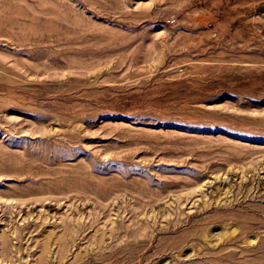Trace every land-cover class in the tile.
<instances>
[{"label": "rangeland", "instance_id": "rangeland-1", "mask_svg": "<svg viewBox=\"0 0 264 264\" xmlns=\"http://www.w3.org/2000/svg\"><path fill=\"white\" fill-rule=\"evenodd\" d=\"M0 264H264V0H0Z\"/></svg>", "mask_w": 264, "mask_h": 264}, {"label": "bare ground", "instance_id": "bare-ground-1", "mask_svg": "<svg viewBox=\"0 0 264 264\" xmlns=\"http://www.w3.org/2000/svg\"><path fill=\"white\" fill-rule=\"evenodd\" d=\"M224 182H226V179H224ZM207 186H208V187H210L211 185H210V184H208ZM180 241H181V240H180Z\"/></svg>", "mask_w": 264, "mask_h": 264}]
</instances>
